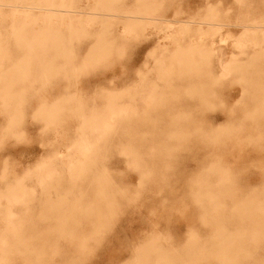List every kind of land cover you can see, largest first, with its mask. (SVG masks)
Listing matches in <instances>:
<instances>
[{
    "label": "rangeland",
    "instance_id": "rangeland-1",
    "mask_svg": "<svg viewBox=\"0 0 264 264\" xmlns=\"http://www.w3.org/2000/svg\"><path fill=\"white\" fill-rule=\"evenodd\" d=\"M74 1L160 21L1 9L0 264H264V0Z\"/></svg>",
    "mask_w": 264,
    "mask_h": 264
},
{
    "label": "bare ground",
    "instance_id": "bare-ground-1",
    "mask_svg": "<svg viewBox=\"0 0 264 264\" xmlns=\"http://www.w3.org/2000/svg\"><path fill=\"white\" fill-rule=\"evenodd\" d=\"M98 2V1H97ZM101 2V1H100ZM89 4V3H88ZM98 4V3H97ZM101 6V5H100ZM2 8H9L10 9V16L13 18V21H20L22 19L23 23L26 24H35L36 22H41L43 24L49 25L51 27L60 26L64 23L69 24L71 27H86L91 22L95 20L103 19L104 22L108 23L110 21L121 20L125 21V25L123 28L124 34H131L133 28L142 26L145 21H149V23H156L160 20L154 19V17H143V14H135L133 12L121 11V10H111V9H103L106 12L104 13L103 10H99L96 8L92 9H84L80 8L76 5L74 0H0V14ZM87 8V7H86ZM102 11V12H101ZM146 16V15H145ZM147 16H154V15H147ZM100 20V21H101ZM205 20V19H204ZM202 21V20H200ZM206 21V20H205ZM102 22V23H104ZM166 22V21H165ZM209 22V21H208ZM178 28L175 32L169 33L167 37H176V36H184L189 35L192 33V25H198L196 31L197 33H201L203 28L201 25H206L204 22H193L192 20L186 21H178ZM209 25V24H207ZM214 25V24H211ZM249 25V24H248ZM253 25V24H251ZM140 26V27H141ZM148 26V25H146ZM145 26V27H146ZM229 25L225 24H216L213 26L212 31L216 33H220V31L224 27H228ZM141 27V29H143ZM232 27V26H231ZM237 27V26H236ZM261 28V27H260ZM145 29V28H144ZM168 29V27H167ZM170 29V28H169ZM259 28L251 27V28H243L240 36H238V40L235 42V48L238 50H243L247 47V42L245 39L249 37H255L258 35L257 31ZM159 31V30H158ZM170 31V30H169ZM261 36H264V28L260 31ZM231 35V34H230ZM187 37V36H186ZM230 37V36H228ZM28 49H32L28 47ZM1 52V49H0ZM230 63L225 65L226 71L228 70ZM51 68V65H49ZM120 107V106H119ZM119 107H116L117 109ZM115 108V109H116ZM122 108V107H121ZM117 110V111H110L108 116L106 117L107 120H101L96 123L92 129L94 132L102 131L107 132L111 129V124L113 119L117 116L121 117L125 115L126 110L125 108ZM127 114V113H126ZM118 117V118H119ZM82 142V141H81ZM86 143H75V147H77L82 154L89 153L90 147L85 145ZM25 195V194H24ZM16 202V198L14 200ZM5 243V242H3Z\"/></svg>",
    "mask_w": 264,
    "mask_h": 264
},
{
    "label": "crops",
    "instance_id": "crops-1",
    "mask_svg": "<svg viewBox=\"0 0 264 264\" xmlns=\"http://www.w3.org/2000/svg\"><path fill=\"white\" fill-rule=\"evenodd\" d=\"M264 23V15H256L255 17H251V19H248L246 16H245V21H244V24L239 26L241 27L242 29L245 27V28H251V27H255V28H259L258 30H261L262 28H264V26L260 25ZM249 24V25H248ZM253 24V25H251ZM261 27V28H260ZM259 35V34H258ZM261 37V36H260Z\"/></svg>",
    "mask_w": 264,
    "mask_h": 264
}]
</instances>
